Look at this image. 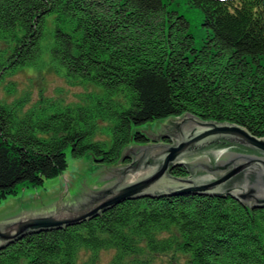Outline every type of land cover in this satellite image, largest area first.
Returning a JSON list of instances; mask_svg holds the SVG:
<instances>
[{
    "label": "trees",
    "instance_id": "obj_1",
    "mask_svg": "<svg viewBox=\"0 0 264 264\" xmlns=\"http://www.w3.org/2000/svg\"><path fill=\"white\" fill-rule=\"evenodd\" d=\"M182 1L201 12L199 45L180 0H0V80L45 61L91 85L74 103L42 92L26 109L27 94L0 100V199L61 173L67 145L74 157L119 162L124 146L151 140L138 128L147 121L190 112L264 136V0ZM104 131L109 146L97 137ZM103 249L113 250L106 264H147L174 250L189 264H264V206L231 194L146 196L14 238L0 264H104Z\"/></svg>",
    "mask_w": 264,
    "mask_h": 264
},
{
    "label": "water",
    "instance_id": "obj_2",
    "mask_svg": "<svg viewBox=\"0 0 264 264\" xmlns=\"http://www.w3.org/2000/svg\"><path fill=\"white\" fill-rule=\"evenodd\" d=\"M163 121L147 137H171V143L124 146L118 161H131L98 168L90 175L98 187L86 190L84 181L79 195L64 194L58 203L0 222V247L14 238L23 240V234L85 222L152 195L231 194L241 206H264V136L190 112ZM173 166H187L189 174L174 180L169 174Z\"/></svg>",
    "mask_w": 264,
    "mask_h": 264
},
{
    "label": "rangeland",
    "instance_id": "obj_3",
    "mask_svg": "<svg viewBox=\"0 0 264 264\" xmlns=\"http://www.w3.org/2000/svg\"><path fill=\"white\" fill-rule=\"evenodd\" d=\"M180 1L176 6L189 19V29L195 36V44L199 45L201 39L207 34L206 27L201 24V12L199 8L189 7L182 0ZM9 84L12 85V91L10 92L7 90ZM90 88V84L75 83V81L63 75L61 71L56 70L51 64L44 61L41 67L27 66L5 75L0 80V100L12 102V100L27 94L29 98L24 106V109H26L40 97L39 95L42 92L45 96H50L55 100L74 103L80 101L82 93ZM163 120L147 121L139 125L138 128L148 129L149 132L156 133L159 127L161 128V124L165 123ZM97 137L106 141L108 146L110 145V131L99 132ZM164 138L167 140H164ZM169 142H172L171 137L151 139L147 146ZM144 144L132 142L129 145L140 146ZM64 151L67 165L61 173L46 177L41 184L35 186H20L15 193L8 194L0 199V222L15 218V215L21 213L26 214L58 203L64 194L79 195L84 181H86V190L98 187V180L90 177V175H96L98 168L128 164V162L124 163L123 161L111 165L98 164L94 161L90 151H86L79 157H74L70 145H67ZM188 161H195V157H188ZM169 174L174 180L180 179L174 178L175 176L170 172ZM112 253V249L101 250L99 253L100 261L104 264L108 263ZM83 255L84 250L81 251V256ZM147 264L189 263L187 262V255L174 250L154 254L152 260Z\"/></svg>",
    "mask_w": 264,
    "mask_h": 264
}]
</instances>
